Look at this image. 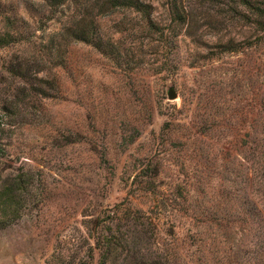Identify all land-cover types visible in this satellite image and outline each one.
<instances>
[{"label": "rangeland", "instance_id": "obj_1", "mask_svg": "<svg viewBox=\"0 0 264 264\" xmlns=\"http://www.w3.org/2000/svg\"><path fill=\"white\" fill-rule=\"evenodd\" d=\"M109 1L0 0V31H19L0 48V264L91 263L88 222L121 202L153 219L163 258L220 264L201 255L248 207L263 34L238 0ZM143 254L129 264L158 263Z\"/></svg>", "mask_w": 264, "mask_h": 264}, {"label": "trees", "instance_id": "obj_2", "mask_svg": "<svg viewBox=\"0 0 264 264\" xmlns=\"http://www.w3.org/2000/svg\"><path fill=\"white\" fill-rule=\"evenodd\" d=\"M44 1L49 2L53 8H60L69 0ZM109 2H112L114 7L130 6L131 10L139 13L149 12L148 10L151 8L139 0L133 1L132 5H128L126 0H110ZM238 4L245 10L244 17L250 20V28L263 34V37H260V40L263 41L264 0H238ZM171 10L176 16L180 14L177 2L172 4ZM179 17L181 16L179 15ZM180 20L186 22V18L181 17ZM74 34L79 41L88 42V32L77 31ZM17 36H19V31L8 32L6 29L0 31V48L17 42ZM257 46L258 43L250 40V51ZM263 66L264 61L261 58L250 60V136H248L250 140L248 148L250 153V197L247 201L248 207L243 210L237 209L230 227L229 223L224 224V219L216 222L217 229L213 238L210 239V245L207 246L208 248L203 246L205 248L201 255L203 261L213 258V254L219 257L220 264H242L241 249L250 245L247 246V250L250 251L247 253L250 254L247 264H264V97L261 96L264 82L255 81L251 84L254 81V71L262 69ZM237 145H239V140H237ZM237 154L241 159L240 150ZM203 219V223L210 222L208 217H203ZM88 238L92 240V244L89 245L91 258L89 264H94L95 257H97L95 264H113L114 259L115 261L121 260L123 264H129L132 260L140 258V254H143L144 251L148 252V256L150 255L152 259H157L158 263L154 264H175L176 259L173 255L163 258L165 249L159 241L157 226L153 219L141 211L127 207L125 202L109 209L108 219L105 221L101 223L97 220L89 221ZM142 258L145 259V257Z\"/></svg>", "mask_w": 264, "mask_h": 264}, {"label": "water", "instance_id": "obj_3", "mask_svg": "<svg viewBox=\"0 0 264 264\" xmlns=\"http://www.w3.org/2000/svg\"><path fill=\"white\" fill-rule=\"evenodd\" d=\"M169 100L176 101L179 98L178 93L176 92L175 88H171L168 92Z\"/></svg>", "mask_w": 264, "mask_h": 264}]
</instances>
